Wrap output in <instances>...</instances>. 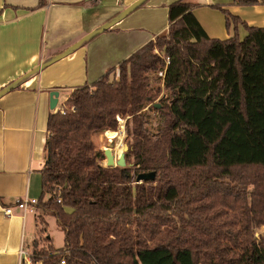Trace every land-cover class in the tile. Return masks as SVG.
<instances>
[{
    "label": "trees",
    "instance_id": "trees-1",
    "mask_svg": "<svg viewBox=\"0 0 264 264\" xmlns=\"http://www.w3.org/2000/svg\"><path fill=\"white\" fill-rule=\"evenodd\" d=\"M194 7L170 4L167 32L50 113L36 208L65 245L43 222L31 264H264V27L221 8L234 33L211 38ZM125 117L127 167L105 166L94 136Z\"/></svg>",
    "mask_w": 264,
    "mask_h": 264
},
{
    "label": "crops",
    "instance_id": "crops-1",
    "mask_svg": "<svg viewBox=\"0 0 264 264\" xmlns=\"http://www.w3.org/2000/svg\"><path fill=\"white\" fill-rule=\"evenodd\" d=\"M134 1L0 0V89L75 44ZM195 1L194 14L211 38L233 36L223 10L249 26L264 27V0L245 5L240 0ZM143 6L0 98V264L31 263L21 251L27 244L33 214H25L15 202L20 197L41 195L40 170L45 163L50 113L61 109L74 89L95 83L144 44L167 32L170 22L151 33L150 25L143 28L128 20ZM238 33L247 30L240 24ZM53 90L60 93L56 109L50 108ZM7 206L13 207V216L5 213Z\"/></svg>",
    "mask_w": 264,
    "mask_h": 264
},
{
    "label": "rangeland",
    "instance_id": "rangeland-1",
    "mask_svg": "<svg viewBox=\"0 0 264 264\" xmlns=\"http://www.w3.org/2000/svg\"><path fill=\"white\" fill-rule=\"evenodd\" d=\"M177 0H148L146 4H144L143 8L139 9L136 13L130 16L128 20L130 21H136L139 25H142L143 28L145 25H150L151 28L148 27V30L151 33H155L156 29L160 28L161 26L167 24L169 22L168 20V10L169 5L172 4ZM189 2H196L195 0H186ZM217 4V3H215ZM234 28V27H233ZM241 39H244L246 37V34L240 33ZM153 85H157L155 82V74L151 73ZM162 95L160 96V98ZM159 100V99H158ZM158 100L156 102H158ZM148 114H149V124L148 127L151 129L153 133H157L158 127H159V113L152 109L147 107L146 108ZM129 117L120 118L121 120L118 121L119 129L117 132H119L118 137L114 138L115 140V146H114V154L115 157L118 158V156L124 151L125 147L128 146L130 148L132 140L131 135L128 133V127H127V119ZM94 141L98 147V149L104 154L105 147L107 148L108 145L111 143V139L107 137L105 133H99L94 136ZM129 151V150H128ZM127 153V152H126ZM105 158V156H104ZM106 162V158L104 160ZM102 162L103 165L107 166L105 162ZM130 166V165H129ZM41 193V192H40ZM42 195V193H41ZM39 196V198L41 197ZM38 198V199H39ZM39 212V213H38ZM37 214L30 215L29 221L31 218V221H33V224L28 226L29 232L26 238V247L25 249L28 251L29 254L34 249V245L32 243L33 236L34 238L38 236L40 228H42V223L47 222L48 227V235L51 236V243L56 248H62L64 247V233L63 231L57 226L56 220L53 217L45 216L42 211H38ZM35 215V216H34ZM36 219V222H35ZM30 223V222H29ZM38 225V226H37ZM33 228V229H31ZM30 230H33L32 233H30ZM264 233V227L258 230V234ZM44 237V235H42Z\"/></svg>",
    "mask_w": 264,
    "mask_h": 264
},
{
    "label": "water",
    "instance_id": "water-1",
    "mask_svg": "<svg viewBox=\"0 0 264 264\" xmlns=\"http://www.w3.org/2000/svg\"><path fill=\"white\" fill-rule=\"evenodd\" d=\"M148 0H136L132 2L129 6L126 7L123 11L118 13L116 16L112 17L108 22L102 24L101 26H98L97 28L93 29L90 33L83 36L78 40L75 44L69 46L65 50L61 51L59 54L50 56L43 60L39 65L34 67L33 69L27 71L23 76L20 78L12 81L9 85L5 86L4 88L0 89V98L5 96L6 94L10 93L11 90H14L16 88L21 87L25 83H27L28 80H30L32 77L38 75L44 68L60 61V59H63L74 52L77 51L80 47L84 46L88 42L92 41L93 38L105 31L110 30V28L114 27L118 23L122 22L129 14L137 10L138 8L142 7ZM60 93L58 91L53 90L50 94V108L56 109V106L58 104ZM115 146V140L114 138L111 139V143L108 145V147L104 150V156L107 160V166L108 167H114V166H120V167H127L126 157L125 154L128 152L129 147L126 146L124 151L118 156V158L115 157V154L113 152ZM156 177L155 172H148V173H139V175L136 178L137 183H141L148 180H154Z\"/></svg>",
    "mask_w": 264,
    "mask_h": 264
},
{
    "label": "built area",
    "instance_id": "built-area-1",
    "mask_svg": "<svg viewBox=\"0 0 264 264\" xmlns=\"http://www.w3.org/2000/svg\"><path fill=\"white\" fill-rule=\"evenodd\" d=\"M169 60H170V58L167 57L166 58L167 63H169ZM164 75H165V71H162V72L159 73V76H161V77L164 76ZM119 120H121V119L119 118ZM38 202H39L38 198H34V197H30V198L20 197L19 199L16 200L15 205H16V207H18V209L23 211L25 214H27V213L37 214L38 210L36 208V205L38 204ZM58 202H61V199H58ZM4 211H5V213L8 216H13L15 214V211H14L12 206L5 207ZM21 254L24 257V260L28 259L29 262H30L31 254H29L26 249H23L21 251ZM60 264H66V262L62 260Z\"/></svg>",
    "mask_w": 264,
    "mask_h": 264
},
{
    "label": "bare ground",
    "instance_id": "bare-ground-1",
    "mask_svg": "<svg viewBox=\"0 0 264 264\" xmlns=\"http://www.w3.org/2000/svg\"><path fill=\"white\" fill-rule=\"evenodd\" d=\"M106 135H107V137H109L110 139H113V138H116V137H118V134H119V132H117V131H107V132H104ZM105 149H106V147H105ZM104 149V150H105ZM103 150V151H104ZM114 150V149H113ZM106 164H107V160H106Z\"/></svg>",
    "mask_w": 264,
    "mask_h": 264
}]
</instances>
